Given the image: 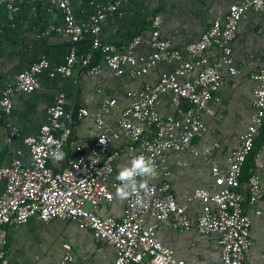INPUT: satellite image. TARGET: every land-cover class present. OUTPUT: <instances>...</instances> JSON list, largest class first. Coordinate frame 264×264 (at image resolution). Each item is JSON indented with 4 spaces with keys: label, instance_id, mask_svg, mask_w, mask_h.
I'll return each instance as SVG.
<instances>
[{
    "label": "built area",
    "instance_id": "1",
    "mask_svg": "<svg viewBox=\"0 0 264 264\" xmlns=\"http://www.w3.org/2000/svg\"><path fill=\"white\" fill-rule=\"evenodd\" d=\"M24 0H0L17 12ZM54 2L63 13V27L59 32L72 43L64 62L51 68L47 60L33 63L27 70L19 72L14 81L4 86L1 92V109L5 117L11 114L13 98L17 93H31L39 87V75L46 72L50 77H68L76 64L86 68L88 75L99 73L100 66L94 62L99 54L101 61L116 77L125 73V67L137 63L135 49L141 42L133 38L120 50L117 46L102 42L100 23L108 15L119 10L126 0H113L103 10H97L88 24L76 21L72 2L83 0H38ZM264 13V0H239L232 3L224 21H213L201 37L188 44L184 50L172 47L170 41L161 38L159 17L151 23L149 45L152 50L146 59H139L142 67L130 76H143L158 63H176L177 67L158 75L154 84L145 83L125 108L116 128L110 129L105 117L117 107L114 100H103L95 113L94 125L97 135L86 147L75 148L74 156L64 167L59 165L63 149L72 142L70 126L62 123L65 114V100L59 95L55 104L47 110L46 123L36 135L23 138L28 150L29 163L21 159V150L8 166L0 167V180L5 188L0 195V264H8L6 257V228L23 225L32 217H38L44 224L54 220L73 221L78 229L90 230L97 242L111 246L115 259L109 264H184L174 258L173 251L164 246L158 238L162 229L179 233L193 227L201 236L216 234L220 251L218 264H244L251 247L250 219L244 213V198L240 191L244 164L251 153L253 143L264 120V58L251 78L252 113L245 131L240 136L238 147L228 158L225 171L209 161L213 188H197L194 199L201 201V211L193 221L185 208L177 202L169 182L168 154L187 152L199 155L195 141L207 132L202 113L224 84L222 69L230 75L237 74L233 67L232 42L238 25L245 13ZM85 33L92 36L91 47L84 55L76 49ZM209 48L220 52L217 61H211L205 54ZM187 59H183L184 55ZM168 94L173 113L161 116L156 102ZM85 109H79L78 116H87ZM7 140L19 138L18 130L6 122ZM126 141V152L130 161L140 155L150 158L161 175L160 181L146 180L147 187L138 194L124 199L122 216L102 217L100 210L105 203L114 199L119 181L117 168L121 151L114 147L121 139ZM60 156V159H56ZM247 202L250 205L264 199V184L255 175L247 180ZM68 249V248H67ZM60 264H71L66 254Z\"/></svg>",
    "mask_w": 264,
    "mask_h": 264
},
{
    "label": "crops",
    "instance_id": "2",
    "mask_svg": "<svg viewBox=\"0 0 264 264\" xmlns=\"http://www.w3.org/2000/svg\"><path fill=\"white\" fill-rule=\"evenodd\" d=\"M239 0H126L119 10L106 16L100 23L102 42L124 49L135 37L141 42L135 49L137 63L126 66L125 73L116 77L97 58L100 71L88 75L80 64L73 67L70 76L55 75L46 72L39 75V87L31 93H17L13 98L11 114L5 117L0 105V167L8 166L21 150L24 163H29L28 150L23 138L36 135L46 123L47 110L55 104L61 94L65 100V114L62 123L70 126L72 142L63 149L62 162L51 163L53 168L64 167L74 156L75 148L86 147L94 141L97 132L94 116L103 100H114L117 107L105 117L106 125L114 130L122 111L137 97L145 83L154 84L162 72L177 67L176 63H158L147 74L131 77L130 73L142 67L141 58L146 59L152 52L149 39L151 23L154 18L161 20L159 31L161 38L170 41L173 48H184L195 41L207 30L213 21H224L228 8ZM113 0L73 1L71 6L76 21L88 24L97 10L108 7ZM63 13L54 2L24 0L17 12L9 9L8 4L0 2V101L5 85L12 83L16 75L27 70L41 59L47 60L51 68L61 65L68 55L72 43L59 32L63 27ZM92 36L85 33L76 43L79 55L86 54L91 47ZM233 67L237 74L232 76L227 68L221 73L224 84L203 111V120L207 132L195 141L199 152L197 157L171 152L169 157V182L174 196L190 215L193 221L198 217L202 203L194 199L197 188H213L209 161L224 172L229 154L240 143L252 113V92L254 82L251 75L257 71L264 58V13H245L238 25V31L232 42ZM211 61H217L220 52L209 48L205 52ZM96 57V56H95ZM187 55L183 59H187ZM78 91L80 109L87 116H78L71 120L73 104ZM161 116L173 113L171 98L162 95L156 102ZM6 122L16 128L19 138L7 140ZM263 131V130H262ZM259 131L254 147L241 175L240 191L244 198V213L249 217L251 247L244 264H264V199L250 205L247 202V180L251 175L264 184V137ZM121 151L117 168L128 167L129 157L126 141L121 139L112 148ZM148 181H160L161 175L143 177ZM5 182L0 180V195ZM124 199L116 193L110 203H105L100 215L119 219L123 214ZM6 257L8 264H60L68 254L71 264H109L116 256L114 249L103 242H97L90 230H80L73 221L54 220L44 224L38 217L30 218L23 225H11L6 228ZM161 243L171 249L174 258L184 264H218L220 251L216 234L201 236L193 227L190 231L162 229L158 233ZM68 248V249H67Z\"/></svg>",
    "mask_w": 264,
    "mask_h": 264
},
{
    "label": "clouds",
    "instance_id": "3",
    "mask_svg": "<svg viewBox=\"0 0 264 264\" xmlns=\"http://www.w3.org/2000/svg\"><path fill=\"white\" fill-rule=\"evenodd\" d=\"M55 158L60 159L61 157L56 156ZM155 175V165L150 158L143 155L133 158L130 165L123 168L116 177L120 182L116 189V195L125 199L133 194H138L147 187V181L137 178L154 177Z\"/></svg>",
    "mask_w": 264,
    "mask_h": 264
},
{
    "label": "water",
    "instance_id": "4",
    "mask_svg": "<svg viewBox=\"0 0 264 264\" xmlns=\"http://www.w3.org/2000/svg\"><path fill=\"white\" fill-rule=\"evenodd\" d=\"M78 91L76 92V98L73 104V109L71 113V120L75 121L78 118L79 115V109H80V101H79V95Z\"/></svg>",
    "mask_w": 264,
    "mask_h": 264
},
{
    "label": "trees",
    "instance_id": "5",
    "mask_svg": "<svg viewBox=\"0 0 264 264\" xmlns=\"http://www.w3.org/2000/svg\"><path fill=\"white\" fill-rule=\"evenodd\" d=\"M211 24H212V23H211ZM97 58L99 59V54H98V53L96 54V57H94V62H95V63H97ZM262 130H263V131H262ZM259 131L262 132V133H261V136L264 137V120H263V123H262V125H261ZM258 133H259V132H258ZM257 136H258V135H257ZM256 141H257V137H256V139H255V141H254V143H253V148H252L250 154L254 153L253 151H254V147H255ZM248 157H249V156H248ZM247 159H248V158H247ZM246 161H247V160H246ZM245 163H246V162H245ZM244 168H245V166L243 167V170H244Z\"/></svg>",
    "mask_w": 264,
    "mask_h": 264
},
{
    "label": "rangeland",
    "instance_id": "6",
    "mask_svg": "<svg viewBox=\"0 0 264 264\" xmlns=\"http://www.w3.org/2000/svg\"><path fill=\"white\" fill-rule=\"evenodd\" d=\"M173 153H176V154H185V153H187V152H173ZM170 154H171V153L168 154L169 157L171 156ZM169 157H168V161H169Z\"/></svg>",
    "mask_w": 264,
    "mask_h": 264
}]
</instances>
